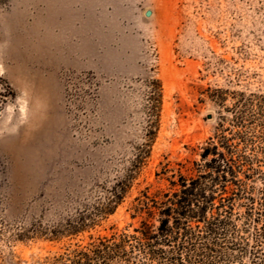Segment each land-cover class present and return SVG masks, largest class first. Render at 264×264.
Wrapping results in <instances>:
<instances>
[{
    "label": "rangeland",
    "instance_id": "obj_1",
    "mask_svg": "<svg viewBox=\"0 0 264 264\" xmlns=\"http://www.w3.org/2000/svg\"><path fill=\"white\" fill-rule=\"evenodd\" d=\"M209 142L248 164L232 220L252 242L264 0H0V264H51L132 234L141 193L167 191ZM113 190L121 199L100 214Z\"/></svg>",
    "mask_w": 264,
    "mask_h": 264
},
{
    "label": "trees",
    "instance_id": "obj_2",
    "mask_svg": "<svg viewBox=\"0 0 264 264\" xmlns=\"http://www.w3.org/2000/svg\"><path fill=\"white\" fill-rule=\"evenodd\" d=\"M160 99L157 84L149 98L152 116L159 111ZM234 150L207 143L199 164L191 169L176 164L167 191L150 195L145 190L136 199L135 214L145 219L132 234L99 238L54 258L51 264H243L245 258L248 264H264V188L253 221L263 219V223L260 228L253 227L252 242L242 235L248 227L237 228L232 220L233 203L244 196L237 176L241 173L244 179L249 178L242 172L247 162L235 158ZM182 171L194 174L184 175ZM120 199L121 193L113 190L100 214L112 213V205ZM84 226L81 221L69 230L77 232Z\"/></svg>",
    "mask_w": 264,
    "mask_h": 264
},
{
    "label": "water",
    "instance_id": "obj_3",
    "mask_svg": "<svg viewBox=\"0 0 264 264\" xmlns=\"http://www.w3.org/2000/svg\"><path fill=\"white\" fill-rule=\"evenodd\" d=\"M151 15V12L150 11H147L146 13H145V16L146 17H149Z\"/></svg>",
    "mask_w": 264,
    "mask_h": 264
},
{
    "label": "bare ground",
    "instance_id": "obj_4",
    "mask_svg": "<svg viewBox=\"0 0 264 264\" xmlns=\"http://www.w3.org/2000/svg\"><path fill=\"white\" fill-rule=\"evenodd\" d=\"M151 15H152V14H151ZM151 15H150V16H151ZM150 16H149V17H150Z\"/></svg>",
    "mask_w": 264,
    "mask_h": 264
}]
</instances>
